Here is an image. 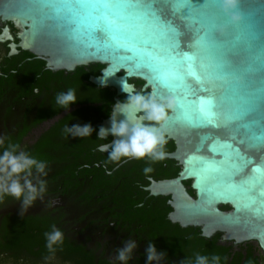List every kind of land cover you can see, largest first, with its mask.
<instances>
[{
  "label": "water",
  "instance_id": "obj_1",
  "mask_svg": "<svg viewBox=\"0 0 264 264\" xmlns=\"http://www.w3.org/2000/svg\"><path fill=\"white\" fill-rule=\"evenodd\" d=\"M0 17L53 66L100 62L94 83L135 75L171 98L183 168L157 186L175 219L264 249V0H0Z\"/></svg>",
  "mask_w": 264,
  "mask_h": 264
},
{
  "label": "flooded vegetation",
  "instance_id": "obj_2",
  "mask_svg": "<svg viewBox=\"0 0 264 264\" xmlns=\"http://www.w3.org/2000/svg\"><path fill=\"white\" fill-rule=\"evenodd\" d=\"M22 31L19 23L0 17V136L46 161L48 175L43 200L22 217L19 202L0 201V264H120L116 249L129 238L139 248L128 264H145L148 241L167 252L162 264L191 260L195 253L218 255L220 264H264L257 239L210 235L175 219L172 192H159L157 185L179 177L183 168L176 135L165 130L167 157L162 161L108 162L107 153L96 148L112 137L99 140L97 133L101 125L109 126L112 106L126 94L90 79L100 74L103 63L53 66L47 56L19 44ZM127 80L137 91L151 93L139 76ZM68 89L75 90L77 102L65 110L55 96ZM89 123L92 136L63 134L66 125ZM146 167L152 171L145 173ZM53 225L64 240L50 253L44 234Z\"/></svg>",
  "mask_w": 264,
  "mask_h": 264
},
{
  "label": "clouds",
  "instance_id": "obj_3",
  "mask_svg": "<svg viewBox=\"0 0 264 264\" xmlns=\"http://www.w3.org/2000/svg\"><path fill=\"white\" fill-rule=\"evenodd\" d=\"M225 11L235 8L237 0H222ZM235 18V17H234ZM98 77V82L103 86L107 83L108 75L103 72ZM121 90L126 94V99L114 104L109 113V126L101 125L97 133V139L108 141L97 145L96 150L106 152L108 162L119 165L129 160H144L151 162L162 161L167 157L165 145L167 143L164 124L168 121L169 110L174 106L171 98L158 96L156 93L145 94L137 91L134 85L126 80H121ZM38 93L39 89H35ZM56 104L68 110L77 102L74 89L62 91L55 96ZM123 117L121 119L120 117ZM95 131L92 125L75 124L66 125L63 134L71 138H84L92 136ZM9 141L8 136H0V145ZM47 162L39 160L29 152L25 151L19 143L8 142L7 146L0 152V201L6 197L13 198L19 202V215L34 206L37 200H43L46 191V180L48 175ZM145 173L152 171L151 167L143 170ZM46 248L54 253L59 245L63 244L64 233L52 226L50 232L45 234ZM139 248L135 239L121 241V246L116 249L115 261L120 264H128L133 259L134 253ZM143 256L146 257L145 264H162L167 257V252L158 250L153 241H148ZM221 257L218 255H201L195 253L194 258H184L178 264H220Z\"/></svg>",
  "mask_w": 264,
  "mask_h": 264
},
{
  "label": "snow or ice",
  "instance_id": "obj_4",
  "mask_svg": "<svg viewBox=\"0 0 264 264\" xmlns=\"http://www.w3.org/2000/svg\"><path fill=\"white\" fill-rule=\"evenodd\" d=\"M255 171H256V172H259V171H260V169H255Z\"/></svg>",
  "mask_w": 264,
  "mask_h": 264
}]
</instances>
